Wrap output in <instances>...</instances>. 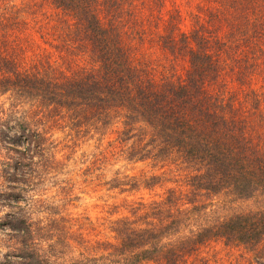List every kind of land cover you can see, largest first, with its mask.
I'll use <instances>...</instances> for the list:
<instances>
[{
	"label": "trees",
	"instance_id": "1",
	"mask_svg": "<svg viewBox=\"0 0 264 264\" xmlns=\"http://www.w3.org/2000/svg\"><path fill=\"white\" fill-rule=\"evenodd\" d=\"M51 1L63 12L56 14L60 50L81 51L89 65L63 71L47 58L31 65L14 45L0 48V97L8 107L0 108V149L4 166L12 165L6 179L29 185L32 168L49 162L39 128L58 112L82 133L113 127L112 154L169 159L184 176L157 199L129 201V214L110 222L112 240L99 243L107 264H209L202 250L216 241L264 264V0H214L189 22L176 8L161 14L157 38L172 60L155 65L124 40L131 0ZM13 193L7 186L0 196ZM1 218L11 245L0 264L99 263L69 257L84 241L62 237L64 217L54 204L27 201Z\"/></svg>",
	"mask_w": 264,
	"mask_h": 264
},
{
	"label": "rangeland",
	"instance_id": "2",
	"mask_svg": "<svg viewBox=\"0 0 264 264\" xmlns=\"http://www.w3.org/2000/svg\"><path fill=\"white\" fill-rule=\"evenodd\" d=\"M214 4V0L126 1L128 10L124 12L122 26L124 40L131 45L136 58L146 59L153 65L170 64L172 56L168 57L162 51L157 38V30L163 27L161 14L166 18L170 10L176 8L189 22L190 13L203 14L208 6ZM57 12L60 15L63 13L51 0H0V23L6 25L0 28V48L11 52L14 45L18 48L16 51L20 59L31 65L45 58L63 71L86 63L89 65L88 58L81 51L70 53L64 46L60 50L64 29L56 20ZM177 63L181 68L183 63ZM5 98L6 95L0 97L2 110L8 108ZM2 110L0 118L5 116ZM76 128L64 111L40 125L39 129L48 138L49 162H41L32 168L34 173L29 185L11 183L6 179L12 165L4 166L6 149H0V192L7 186H12L14 190L8 198L0 196V259L11 245L9 228L1 217L18 206L23 207L27 201L39 200L56 205L58 214L64 217L59 226L63 231L62 237L69 234L70 240L84 241L69 257L82 259V255H87L94 263L100 258L98 264H107V260L102 258L105 252L99 243L112 240L107 226L111 221L129 214V201L157 199L167 188L181 183L178 181L176 184L175 180L181 179L184 174L175 169L169 159L130 161L121 152L112 154L114 149L110 141L115 137L113 127L104 133H82ZM15 130L12 126L8 133L15 134ZM152 175L161 177L154 186L145 188L144 180ZM247 202H239L240 209L248 205ZM202 255L208 258L209 264H256L252 253L221 241L209 244L202 250ZM62 259L58 262L68 263L67 258Z\"/></svg>",
	"mask_w": 264,
	"mask_h": 264
}]
</instances>
